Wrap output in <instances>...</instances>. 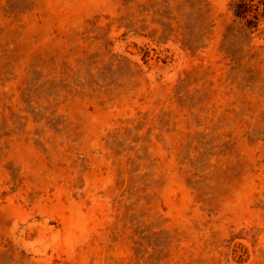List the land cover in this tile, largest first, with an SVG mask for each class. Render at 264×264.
Returning a JSON list of instances; mask_svg holds the SVG:
<instances>
[{
	"label": "rangeland",
	"instance_id": "obj_1",
	"mask_svg": "<svg viewBox=\"0 0 264 264\" xmlns=\"http://www.w3.org/2000/svg\"><path fill=\"white\" fill-rule=\"evenodd\" d=\"M0 264H264V0H0Z\"/></svg>",
	"mask_w": 264,
	"mask_h": 264
}]
</instances>
